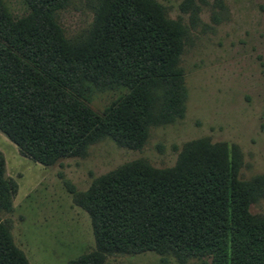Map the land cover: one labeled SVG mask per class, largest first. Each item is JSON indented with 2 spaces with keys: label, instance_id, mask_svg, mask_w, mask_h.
<instances>
[{
  "label": "trees",
  "instance_id": "trees-1",
  "mask_svg": "<svg viewBox=\"0 0 264 264\" xmlns=\"http://www.w3.org/2000/svg\"><path fill=\"white\" fill-rule=\"evenodd\" d=\"M14 19L0 0V132L20 152L49 166L109 138L140 148L156 121L182 114L179 65L183 28L153 0H102L79 39L55 13L67 0H25ZM94 91H118L102 109ZM238 154L206 139L186 143L172 167L140 160L92 181L76 194L90 218L96 249L67 264H111L116 253L152 251L179 261L264 264V178H238ZM17 190L0 152V264H30L2 215Z\"/></svg>",
  "mask_w": 264,
  "mask_h": 264
},
{
  "label": "rangeland",
  "instance_id": "rangeland-1",
  "mask_svg": "<svg viewBox=\"0 0 264 264\" xmlns=\"http://www.w3.org/2000/svg\"><path fill=\"white\" fill-rule=\"evenodd\" d=\"M14 19L26 15L25 0H2ZM167 19L183 28L179 65L186 92L181 115L156 121L138 149L109 138L78 155L45 166L23 155L0 132L5 176L17 190L12 210L3 214L14 244L30 264H67L96 249L89 215L76 194L97 177L140 160L156 169L172 167L186 143L206 139L238 154V178H264V0H153ZM102 0H67L55 13L69 39L90 28ZM118 91L93 93L102 109ZM264 216V197L250 204ZM111 264H211L210 258L179 261L152 251L116 253Z\"/></svg>",
  "mask_w": 264,
  "mask_h": 264
}]
</instances>
